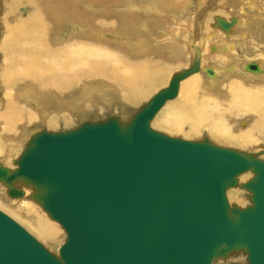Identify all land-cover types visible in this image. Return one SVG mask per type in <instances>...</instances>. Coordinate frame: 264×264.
Returning <instances> with one entry per match:
<instances>
[{"label": "water", "instance_id": "95a60500", "mask_svg": "<svg viewBox=\"0 0 264 264\" xmlns=\"http://www.w3.org/2000/svg\"><path fill=\"white\" fill-rule=\"evenodd\" d=\"M172 88L124 126L108 116L31 138L6 178L43 188L65 237L57 258L0 211V264H209L234 245L248 264H264V159L153 129L148 119ZM248 167L252 204L230 217L225 187Z\"/></svg>", "mask_w": 264, "mask_h": 264}, {"label": "bare ground", "instance_id": "6f19581e", "mask_svg": "<svg viewBox=\"0 0 264 264\" xmlns=\"http://www.w3.org/2000/svg\"><path fill=\"white\" fill-rule=\"evenodd\" d=\"M20 1L21 0H5L6 3L12 5L20 3ZM26 1L27 9L30 8L27 17H15L13 18L14 21L10 24L6 22L8 36L3 45V54L5 60H8V63L1 69L0 83L4 88L14 90L17 88L20 80L23 79L24 84H26L20 91H22V94L25 95L27 100L34 101V104L38 107L52 110L54 105L48 106V103L41 98L38 100L36 98L37 94H41L44 97L55 94L61 98L62 95H66L69 89L72 88L73 82L75 83L77 79L86 78L87 76H105L107 79L126 88L130 95V100L135 102L141 97L148 95L151 90L154 89L156 86L154 82H157V80L163 82L171 65L176 63H167L166 59L161 54L162 47L159 46L152 48L146 53H139V55L131 57L127 55L125 50H120L115 47V45H111L113 42L110 41L109 38H114L116 34H119L117 32L118 27L123 25L125 28V23L128 22L130 24L126 19L120 20V22L115 20L112 12H110L111 8L116 10L126 8L129 12L131 9H138L140 11L142 10L141 12L144 14V12L150 10L157 11L156 9L158 7L156 6L154 8L148 7L146 6L147 4H141V0L139 2L140 4L138 1L137 4H132L130 0H121L122 2L120 3V0H88L89 3H85L84 5L88 6L89 10L92 8V10L98 9L97 11L90 10L91 12H85L82 10L81 12L79 8L72 5H65V8L62 9L50 5V12L52 15L47 16L44 10L48 6L45 7L42 4V0ZM208 2V0H202L200 4L198 2L199 5H197V9L195 10V16L198 18V22L195 24L194 29L193 27L190 29L191 40H187L190 47L193 46L190 48V56L193 55L192 57H194L193 62L191 66L175 75L174 78L168 82L167 87L169 84H172L173 91L162 100L156 112L148 119V125L157 131L161 129L165 132L172 131L180 135H199V122H193V124L188 126V130L184 122H181L180 116H182V110H184L186 115L190 113L195 114L200 117L201 121L207 124V132L214 141L211 139V141L206 140V142L219 146L222 145L215 141L232 143L240 147L251 146L254 142V135L258 134V131L264 130V65L258 62V60L257 62H252L249 58L238 63L236 61L231 62L229 61V57L232 58V54L223 52L216 54L215 51L211 53V51L207 52L206 48L203 51H206L207 54L201 52V48L205 46L204 43L206 41L208 43V40L213 39V36L216 34L214 29L213 32L211 30V32H208L207 30L206 35L202 34L203 21L204 17L207 15V11L210 9L216 10L219 7L218 3L215 6H213L214 4L212 6L211 4L206 6ZM210 2L212 3L213 0H210ZM250 2L252 3V1ZM251 3L248 5L251 6ZM180 4L179 14H185L189 11V1L183 0ZM162 8H164V6ZM170 12L171 11H169V13ZM172 12L174 13L173 10ZM53 13L55 15H53ZM142 20L143 23L147 19ZM216 20L222 33L223 31H230L237 23V19L235 18H230L229 20L217 18ZM205 27H203V33H205ZM122 32H120L119 35H121ZM219 34H221V32H219ZM52 35L58 37L57 43L50 41ZM176 39L178 40V38ZM195 40H197L196 43ZM210 42H212V40ZM184 44L185 46L187 45L186 43ZM182 47H184V45ZM212 47L213 49L217 48L216 46ZM226 49H228V46L223 49L221 48L222 51ZM172 50V55H177L180 58V61L178 60L179 63L183 62L185 58L183 48L173 44ZM198 55L204 57V60H210L207 66L204 65L201 58H198ZM219 65L224 66L221 67ZM201 72H203V74H200ZM229 72L231 74L239 72L243 75L245 74L247 77H258L262 83L246 85L239 80H230L226 88L224 89L223 87L225 90L223 91V97L219 96V93L216 96L214 93L212 95H207L206 92H202L200 89L196 94L198 81L202 79V76L206 79L208 88H212L216 85V82L220 80L222 75H226V73ZM227 76L229 75L227 74ZM34 84L35 88L33 89ZM210 85H212V87H210ZM195 94L202 98L203 101L202 103H194V109L189 108L190 105L188 106V104L193 101ZM18 96L14 95V93H9L8 100L5 101V105L2 109L3 111L0 112V159L1 157H9L10 153L12 154L11 149L14 144L13 142L17 136L21 134H18L19 126L25 125L34 118L27 105L19 101ZM207 97H211L214 100L210 106L204 102ZM179 98L182 100V102L179 103V109L182 110L177 111L170 108V105ZM168 106L171 109L170 113H172L170 118L163 117L158 120L155 119L162 109L166 107V110H168ZM60 108H63L61 104ZM60 110L57 112L53 111V114H51L55 121L56 118L65 119L66 117L62 109ZM175 113L176 116L173 117ZM236 118H245V127H236L229 124L231 120L234 121ZM115 120L120 126H124L117 118H115ZM49 124L53 125L54 121L50 120ZM152 124H157V126H159L158 129L152 126ZM16 125H18V127H16ZM20 139L22 138L20 137ZM16 141L19 143V139ZM31 143L30 140L29 144L31 145ZM228 149L230 148L228 147ZM235 151L247 159L251 157L263 159L256 156L257 154L253 155L248 152L242 154V152L236 148ZM18 159L13 161L16 165H18ZM0 168L3 170V174L0 175V211L3 209V211H8L12 215L21 218L43 240L55 243L58 236L56 231L59 226L50 221L49 217H51V215H49L48 211L42 205L41 196L43 188L33 184L23 175H15L7 179V174L12 173L15 169H11L5 165H0ZM246 172H252L254 174L253 168L251 167L234 174L233 181L226 185L224 194L226 189H231L232 191L236 187H240V185H242L241 180H243L241 175L246 174ZM26 183L32 184V187L26 186ZM245 188L250 191L253 200L251 188L249 186L247 187V185H245ZM238 192V189H235L232 194H238ZM21 198L31 199L32 202L36 204V207L29 203H21ZM235 200L239 202L238 197H236ZM41 207L45 210V214L41 211ZM237 209L240 208L238 207ZM227 211H229L230 217L236 215L231 208L229 209V206ZM19 225L21 226V224ZM239 248L244 249L247 253L245 247L234 245L231 249H227L222 253H215L209 264H213L215 261L222 262L223 260L230 259L238 252V250L234 249ZM55 256L57 258L59 257L57 254Z\"/></svg>", "mask_w": 264, "mask_h": 264}, {"label": "rangeland", "instance_id": "374dc122", "mask_svg": "<svg viewBox=\"0 0 264 264\" xmlns=\"http://www.w3.org/2000/svg\"><path fill=\"white\" fill-rule=\"evenodd\" d=\"M122 1L120 0L119 3ZM130 1L132 4H137V1L138 3L140 2V0H130ZM181 1L183 0H141L140 3L144 5L147 4L146 6L148 7H151V8L152 7L154 8L155 6L158 7L156 9L157 11L150 10L151 12L146 11L144 12V14L143 12H141L142 10L140 11L138 9L137 10L131 9L132 11L130 10V12L126 8H122L120 10L111 8L110 10V12H112L113 14V18L117 20L118 22H120V20H125V19L130 22V24L128 22L125 23L127 28L126 27L124 28L123 25H120L118 27L117 32L119 34L120 32L122 31L123 32L121 33V35L116 34L114 38H109L110 41L113 42L111 43V45H115V47L119 48L120 50L121 49L125 50L127 52V55L131 57L137 56L139 55V53H146L152 48L159 46V47H162L161 54L166 59L167 63L171 62L172 64L176 62L174 65L173 64L171 65L168 71V74L165 76L163 82L162 81L160 82L159 80H157V82H154L156 83L155 84L156 86L154 87V89H152L148 95L141 97L139 100L135 102L130 100V95L126 88L121 87L115 82L107 79L105 76L104 77H97V76L88 77L87 76L86 78L84 77V78L77 79L75 83L74 82L72 83V86H71L72 88L69 89L67 94L62 95L61 98L55 94H50L46 97L42 96L41 94H37L36 98L38 100L41 98L46 103H48L47 104L48 106L54 105L52 110L49 108L38 107L36 104H34V101L32 102L25 98V95H23L22 91H20V89L25 87V84H26V83L24 84L23 79L20 80L17 88L14 90L6 89L0 83V102H1L0 112L3 111L2 109L5 105V101L8 100V94L14 93V95H17V96L19 94L18 96L19 101L22 103H25L29 111L34 116L33 119L28 121V123H26L25 125L19 126L18 134L20 133L21 134L18 135L17 138L13 142L15 145L16 144L17 145L15 147V145L13 144L12 149H11L12 154L10 153L9 157L8 156L1 157L0 165H5L11 169H16L18 165H16L13 161L19 158V155L23 152L24 149L27 148L26 146L30 145L29 142L31 138L34 137L36 133H38L41 129H45L48 131L71 129L72 126L77 125L84 120L86 121L101 120V119L107 118L108 116L117 118L120 123L125 124L130 118V116L136 110H138L142 104L147 102L148 99L154 93L158 92L159 90L165 89L168 85V82L172 78H174L175 75L179 74L184 69L191 66V63L193 62L194 57H192L193 55L190 56L191 54L190 48L193 46L190 47V44L188 43L187 40H189L191 37L190 29L192 27L194 29L195 24H197L198 22L197 20L198 18L195 16L196 15L195 10L197 9V5H199L202 0H186V1H189L190 4L188 6L189 11L186 12L185 14H179V11H180L179 6H181L180 4ZM208 1L209 2L206 4V6L208 4L209 5L211 4V6L214 4L213 6H215L218 3L219 7L216 10L210 9L207 11V15L205 17L208 19L204 17V21H203L204 22L203 27L206 26L204 28L205 33H203V27H202V34L206 35L207 30L208 32H211V31L213 32V29H214L216 36L214 35L213 39H209L208 43L207 41L205 42L206 44L204 43L205 46L201 48V52L206 53V51H203L206 48L207 52L211 51V53L215 51L216 54L220 52L232 54V58L229 57L230 58L229 61L231 62L236 61L238 63V62L244 61L246 58H249V60L252 62H257L258 60V62L264 65V57H263L264 56V26H263L264 25V0H248V1L246 0H218V1L215 0V2L213 0L212 3L210 2V0ZM250 1H252V3ZM152 2L155 4H153ZM85 3L88 4L89 1L88 0H45V1L42 0V4L45 7L48 6L44 10L47 13V16L52 15V13L50 12L51 11L50 5L56 6L57 8H60V9L65 8L64 7L65 5L66 6L72 5V6L79 8L81 12L82 10L85 12L87 11L91 12V11L98 10V9L92 10L91 8L90 9L91 11H90L88 9L89 7L84 5ZM156 3L157 4L159 3L158 5L160 6H158ZM250 3L252 4L251 6H249ZM163 6L164 8H162ZM29 9H27L26 0H21L20 3H15L14 5L6 3L5 0H0V73H1V69L3 68V66L8 63V60H5V56L3 54V45L6 42L5 39H7V36H8V32L6 29V22L10 24L12 21H14L13 18L15 17L26 18L28 15ZM168 9L169 11H171L170 13ZM171 9L174 11V13L172 12ZM52 11H53V8H52ZM53 15L55 14L53 13ZM217 18L228 19V20L230 18L232 19L235 18L237 19V23L234 28L230 29V31L228 32L223 31L222 33V30L217 25V20H216ZM142 19H147V20H145V22L142 23V21H144ZM219 32H221V34H219ZM176 38H178V40ZM197 40H195V43L197 42ZM211 40L212 42H210ZM50 41H52L53 43H57L58 37L52 35L50 37ZM184 43H186L187 45L185 46ZM173 44L179 45L181 46V48H183V53H185L184 54L185 58L183 59V62L181 63H179L180 58L177 55H174V54L172 55L171 53L173 51L172 50ZM183 45L184 47H182ZM212 46H216L217 48L213 49ZM226 46H228V49L222 51L221 48L223 49ZM198 58H201L205 66H207L210 61L208 59L204 60V57H202L201 55L200 56L198 55ZM249 64H253V63H249ZM219 66L222 67L224 65H219ZM200 74H203V72H201ZM227 74L229 76H227ZM230 80H239L240 82L245 83L246 85L262 83L260 81V78L258 77H249V76L247 77L245 74L243 75L242 73H239V72H235L232 74L229 72V73H226V75H222L220 77V80L216 82V85H214V87L210 85V87L212 88H208L207 81L202 76V79L198 81V89L196 91V94L197 92H199V89H200L202 90V92H206L207 95H212L214 93V95L216 96L219 93V96L223 97V91H225L224 89L226 88V85ZM34 88H35V84L33 85V89ZM196 94L194 95L193 101L189 102L188 104V106L190 105L189 108H193L194 103H197V102L202 103L203 101L202 98L198 97V95ZM213 101L214 100L211 97L210 98L207 97L204 102L207 105L209 104L210 106V104ZM180 102H182L181 98H179L173 104H171L170 108H173L174 110H177V111L182 110V109H179ZM60 104L63 106V108H60ZM170 108L168 106V110H166L167 109L166 107L162 109L157 114V117L155 119L158 120L163 117L170 118V115L172 114L170 113L171 112ZM60 109H62L63 113L66 114V117L65 119L56 118V121H55V119L52 118L51 114H53V111L57 112ZM176 113L173 114V117L176 116ZM180 118H181V122L182 121L184 122V125L186 126L187 130H188V126L193 124V122L195 123L199 122L198 123L199 125L198 127L200 130L199 135L197 136H190L188 134L180 135L172 131L165 132L164 130H161V129L159 131L165 134H168L170 136H174V137L178 136V137H182V138L194 140V141L203 140V139L205 141L206 140L211 141L212 138L207 132L208 126L204 121H201L199 116L195 114H191V113L189 115H186L184 110H182V116H180ZM245 118H236V120L234 121L231 120L229 124H232V126H236V127H245L244 120L247 119ZM50 120L54 121L53 125L49 124ZM152 126H154L156 129H158L159 127L157 126V124H152ZM16 127H18V125H16ZM262 131H258V134L254 135L255 136L253 137L254 142L251 146L240 147L232 143H224L221 141H215V142H217L218 144L222 146H225L226 148L229 147L233 150H235L236 148L240 150L242 154H246L245 152L251 153L253 155L257 154L256 156L264 159V130ZM19 136L22 139H20ZM18 139H19L18 141L19 143H17L16 141ZM252 176L254 177V174L252 172H246V174L241 175V178L243 179L241 180L242 185H240V187L235 188V189H238L239 191L238 194L237 193L232 194V192H234L235 189H233L232 191L231 189H226L225 194L227 196L229 209L232 207L234 208L239 207L240 209H243V208L249 207L252 204V196H251L252 194H250V191L245 188V185L247 184V182L253 178ZM25 181L28 182L27 180ZM28 183H26V186L32 187V184H28ZM236 197L239 198V202H236L235 200ZM20 202L23 204L29 203L32 206L36 207V204L32 202V200L29 198L28 199L21 198ZM41 211L45 214V210L43 208L41 209ZM3 212H5L9 217H12L19 224H21V226L29 234H31L37 241H39L42 245H44L46 249H48V251H51L54 255L57 254L59 256L58 246L60 245L61 241L64 239L65 233L58 222L54 221L51 217H49L51 222L56 223L59 226L56 231L58 233L57 240L55 241V243H53V242L45 241L41 237H39V235H37L21 218L12 215L8 211H3ZM234 250H238L235 256L231 257L228 260H223L222 262L215 261L213 264H247L246 251L242 248L234 249Z\"/></svg>", "mask_w": 264, "mask_h": 264}]
</instances>
